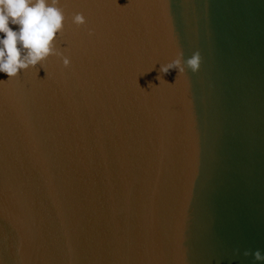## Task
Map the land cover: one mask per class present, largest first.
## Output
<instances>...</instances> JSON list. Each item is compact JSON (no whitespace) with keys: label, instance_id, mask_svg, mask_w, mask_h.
<instances>
[{"label":"water","instance_id":"obj_1","mask_svg":"<svg viewBox=\"0 0 264 264\" xmlns=\"http://www.w3.org/2000/svg\"><path fill=\"white\" fill-rule=\"evenodd\" d=\"M49 2L70 65L0 73V264H264V0Z\"/></svg>","mask_w":264,"mask_h":264},{"label":"clouds","instance_id":"obj_2","mask_svg":"<svg viewBox=\"0 0 264 264\" xmlns=\"http://www.w3.org/2000/svg\"><path fill=\"white\" fill-rule=\"evenodd\" d=\"M64 14L54 2L49 0H0V73L8 79L21 71L36 68L49 56H60L65 67L70 58L56 48V38L63 29ZM78 25L86 23L82 13L73 17ZM12 26H17L13 28ZM183 61L175 60L162 66L167 74L170 69L183 71ZM193 70L198 65V54L186 61ZM249 253L245 252V255ZM256 261H264L259 250L253 253Z\"/></svg>","mask_w":264,"mask_h":264}]
</instances>
